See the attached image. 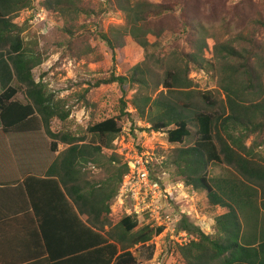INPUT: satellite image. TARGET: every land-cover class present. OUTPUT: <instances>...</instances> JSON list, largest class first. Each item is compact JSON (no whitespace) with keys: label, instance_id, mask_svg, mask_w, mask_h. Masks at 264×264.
Returning a JSON list of instances; mask_svg holds the SVG:
<instances>
[{"label":"trees","instance_id":"16d2710c","mask_svg":"<svg viewBox=\"0 0 264 264\" xmlns=\"http://www.w3.org/2000/svg\"><path fill=\"white\" fill-rule=\"evenodd\" d=\"M36 3L0 0V134L43 132L50 152L57 155L44 178L27 176L15 188L0 187V264H137L130 250L150 241L155 231L145 218L125 217L115 224L110 218L128 173L127 165L112 152V142L123 121L133 122V117L165 131L169 144L182 146L173 150L160 174L205 192L208 211L227 209L212 220L211 233L183 219L181 229L198 240L171 247L174 254L178 252L184 264H264L258 253L247 260L239 253L232 255L234 249L245 250L238 242L237 207L251 206L258 193L264 207V39L258 38L264 20L236 22L230 37L219 40L195 17L181 16L180 29L187 33L183 47L177 45L165 59L146 56L126 74L113 73L97 84L132 88L135 93L128 103L133 113L125 112L127 103L121 99L117 117L88 126L87 141L65 128L70 116L67 101L57 100L47 85L35 81L33 71L43 63L42 53L35 42L24 41L26 25L14 24L12 16L42 7L61 23L64 35L73 38L75 30L85 26L81 17H90L95 8L84 0ZM106 3L124 15L123 27L98 34L112 57L122 56L129 42L144 52L156 47L165 31L163 23L174 11L148 0H107L104 7ZM68 47L73 56L89 63L102 58L100 54L95 58L97 48L87 35ZM156 62L162 68L160 80L149 65ZM192 70L211 72L219 91L196 90L189 78ZM195 97L203 107L193 102ZM191 137L193 145L184 146ZM58 145L64 148L58 151ZM211 166H222L229 175L211 179ZM98 169L105 177L92 180L90 173Z\"/></svg>","mask_w":264,"mask_h":264},{"label":"rangeland","instance_id":"374dc122","mask_svg":"<svg viewBox=\"0 0 264 264\" xmlns=\"http://www.w3.org/2000/svg\"><path fill=\"white\" fill-rule=\"evenodd\" d=\"M34 1L37 2L36 4H41V0ZM84 1L88 6L95 8V13L90 14V17H81L80 24L85 26L75 30L73 38L64 35L61 31V23L48 11L46 12L48 13L47 19L50 26L48 25L46 34L38 35L40 27H43L42 25L25 24L22 36L26 43L35 42L37 50L43 56V63L33 71L35 81L47 85L48 90L55 94L57 100L67 101L70 115L71 113H77L81 116L82 112L85 113L86 118H83L81 123L70 119L69 116L65 128L71 129L78 135L82 134L87 138V141L90 139L86 133L88 126L92 122L117 117L120 113V100L122 99L129 104L128 102L135 93L132 88L125 87L123 89L115 83L100 86H97V84L109 78L113 73L116 76L126 74L131 67L143 62L146 56H155V59L158 60L165 59L176 51L177 45L183 47L185 34L187 33L180 29L181 16H184V18L195 17L210 35H214L219 40H227L230 37L232 27L235 26L236 22L246 23L255 17L264 20V0H148L154 4L170 6L174 10L170 13L171 16L163 23L165 31L161 34L157 46L150 47L144 52L129 42L123 50L122 56L117 54V56L112 57L98 34L100 32H108L112 26L123 27L124 15L111 9L107 3L106 7H104V3L107 0ZM15 18L16 14L12 16L13 23ZM170 27L171 29H169ZM241 27L242 25H238V28ZM86 35L90 43L97 48L98 53L95 58L97 59L98 54L102 56L97 63H89L84 59H78L69 51L68 44L70 42L79 41L80 43V40L84 39ZM258 38L260 42H263L264 30H261ZM149 65L159 76V80L162 79V68L159 67V62ZM211 74V72L208 73L205 70L201 72L192 70L189 78L194 80L195 84H197L196 90L200 92L219 91L216 80L212 78ZM160 91H162L161 87L158 88V92ZM176 97L183 102L186 101L183 95H176ZM193 100L197 106L203 107L200 99L195 97ZM133 120L140 119L133 117ZM140 121L144 122L143 120ZM251 140L252 138H249L246 144L249 145ZM193 141L192 137L189 138L184 146H192ZM180 147L182 146L171 145L167 141L166 147L160 151L165 157V162L173 150ZM165 162L164 164H166ZM208 173L211 179L229 175L226 168L222 166H211ZM89 177L95 181L102 180L105 177V171L102 169L92 171ZM197 194L196 198H201V203L197 208L198 217L201 216V212L206 215L207 220L206 193L197 191ZM110 218L113 224L118 222L116 217L112 216ZM186 221L189 224H193L190 219H186ZM194 223L196 224V222ZM136 254H138V256L136 255L137 264H152L153 252L151 248L142 246L136 250ZM172 255V257L166 259L164 264H184L178 252Z\"/></svg>","mask_w":264,"mask_h":264},{"label":"built area","instance_id":"2783aa9c","mask_svg":"<svg viewBox=\"0 0 264 264\" xmlns=\"http://www.w3.org/2000/svg\"><path fill=\"white\" fill-rule=\"evenodd\" d=\"M47 14L42 7L25 9L16 14L14 24L42 25L38 35H44L50 26ZM125 112L133 113L129 104ZM85 116L84 112L81 116L71 113L70 119L81 123ZM166 144L165 131L154 130L140 120L131 122L128 119L123 121L120 133L112 142V152L127 165L128 173L120 183L110 217L114 216L118 221L125 217L145 218V224L155 233L150 241L136 245L131 253L136 257L138 248H151L152 264H164L172 257L175 250L171 247H185L198 240L189 231L181 229L183 219H190L193 225L211 233L206 215L199 211L201 216L198 217L201 198H196L197 192L183 182H171L165 172L160 174L165 162L160 151Z\"/></svg>","mask_w":264,"mask_h":264},{"label":"crops","instance_id":"0c3cea01","mask_svg":"<svg viewBox=\"0 0 264 264\" xmlns=\"http://www.w3.org/2000/svg\"><path fill=\"white\" fill-rule=\"evenodd\" d=\"M63 148V145H58V151ZM49 149V139L43 132L9 136L0 134V187L17 186L27 176L44 178L47 168L57 155L51 153ZM11 193V195L17 194V192ZM258 195V201L253 202L251 206L236 209L241 222L238 242L245 250L234 249V252L232 251L234 257L239 253L241 259L247 260L253 256L252 253H258L264 261V247L260 251V247L264 246V207L261 206V193ZM225 213H227L226 208L218 207L206 211L210 229L212 220Z\"/></svg>","mask_w":264,"mask_h":264}]
</instances>
